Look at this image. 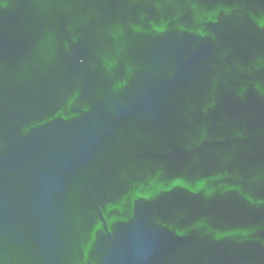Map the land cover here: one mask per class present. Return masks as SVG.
I'll return each mask as SVG.
<instances>
[{
    "label": "water",
    "instance_id": "water-1",
    "mask_svg": "<svg viewBox=\"0 0 264 264\" xmlns=\"http://www.w3.org/2000/svg\"><path fill=\"white\" fill-rule=\"evenodd\" d=\"M0 264H264V0H0Z\"/></svg>",
    "mask_w": 264,
    "mask_h": 264
}]
</instances>
